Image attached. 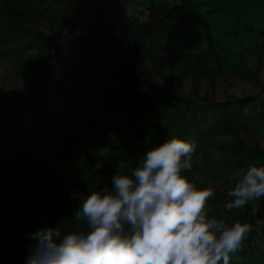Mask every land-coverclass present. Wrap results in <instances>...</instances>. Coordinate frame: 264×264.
Returning a JSON list of instances; mask_svg holds the SVG:
<instances>
[{"label":"trees","instance_id":"obj_1","mask_svg":"<svg viewBox=\"0 0 264 264\" xmlns=\"http://www.w3.org/2000/svg\"><path fill=\"white\" fill-rule=\"evenodd\" d=\"M124 2L0 0V264L173 137L195 144L183 175L218 184L209 216L252 225L230 264H264V198L224 207L238 170L264 166V0ZM232 79L258 91L217 98Z\"/></svg>","mask_w":264,"mask_h":264},{"label":"clouds","instance_id":"obj_2","mask_svg":"<svg viewBox=\"0 0 264 264\" xmlns=\"http://www.w3.org/2000/svg\"><path fill=\"white\" fill-rule=\"evenodd\" d=\"M194 153V143L173 137L130 172L121 160L111 184L91 191L74 211L75 228L62 231L59 224L30 234L24 264H230L252 225L209 216L218 184L197 188L183 175ZM237 175L226 212L264 198V166L250 164Z\"/></svg>","mask_w":264,"mask_h":264},{"label":"rangeland","instance_id":"obj_3","mask_svg":"<svg viewBox=\"0 0 264 264\" xmlns=\"http://www.w3.org/2000/svg\"><path fill=\"white\" fill-rule=\"evenodd\" d=\"M123 8L126 10L128 14H138L139 9H140L138 7V3L136 2V0H125V2L123 3ZM50 37H52V35H50ZM261 75H262V81L264 83V69ZM219 85L220 86L218 87L216 95H215L217 96V98H224L228 95H236L239 97L245 94L247 95V94L255 93L258 91V88L253 86L252 84H249L248 82L237 80V79H232L231 83L226 82V83H222ZM18 93L20 96H24L26 98L31 97L29 94V91H27V89L24 88L23 86L19 87ZM262 239H264V237H262Z\"/></svg>","mask_w":264,"mask_h":264}]
</instances>
